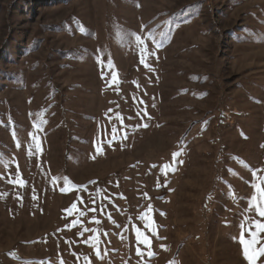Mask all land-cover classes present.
Returning <instances> with one entry per match:
<instances>
[{
	"label": "rangeland",
	"instance_id": "374dc122",
	"mask_svg": "<svg viewBox=\"0 0 264 264\" xmlns=\"http://www.w3.org/2000/svg\"><path fill=\"white\" fill-rule=\"evenodd\" d=\"M262 180L264 0H0V264H248Z\"/></svg>",
	"mask_w": 264,
	"mask_h": 264
},
{
	"label": "snow or ice",
	"instance_id": "6c2138e0",
	"mask_svg": "<svg viewBox=\"0 0 264 264\" xmlns=\"http://www.w3.org/2000/svg\"><path fill=\"white\" fill-rule=\"evenodd\" d=\"M132 37H134L132 43H134L136 46H142L140 47V51L142 53L141 55V63H145V66H148L146 61L148 55H152L153 53H149L147 46L145 44L144 39L139 34L132 33L130 34ZM148 39H153L151 35H149ZM159 46V44L157 45ZM102 66H106L109 70L114 69V64L112 62H108L106 65L103 64V61H101ZM118 78V74L114 73L112 80L113 82H116ZM146 126V125H144ZM37 131H42V129L39 127V125L36 126ZM33 146L37 151L41 150V144L39 140L38 135H33ZM101 149L98 148V151ZM180 152L173 153L172 156V162L171 163H165L162 165V172L166 175L167 172L165 170H172L174 171V164L176 162V158L180 156ZM239 159V158H236ZM182 163V161H180ZM155 167V165H154ZM253 177L254 181L257 179L256 170H253ZM60 178H57L59 180ZM65 181V184L68 185L63 191L70 190L71 187H74V185L71 184V181L68 180V178H63ZM19 183L21 186L24 185V181L20 180ZM251 186L254 188V192L252 196L249 198V211L255 210V213L258 217L264 218V180L260 184H257L255 182H251ZM145 195H147L145 193ZM73 209H75L76 205L74 204ZM141 220L145 221V226L152 232L154 236H158V229L155 224L154 216H153V209L151 206H149L148 210L140 217ZM242 233L240 236V243L243 246V254L245 259L248 261V264H257V261L259 257L264 256V246L257 247V243L259 242L261 233H264V219H253L251 220V223L248 224V226L245 228L244 225L241 226ZM244 231L248 232V235L250 239L245 238ZM136 240L138 244H143L146 248H151L152 246V239L149 237L144 231H142L140 228L136 229ZM138 255H142V252L138 249L137 252ZM155 253L149 251L148 255L152 256ZM171 264H176L175 261L171 262Z\"/></svg>",
	"mask_w": 264,
	"mask_h": 264
}]
</instances>
